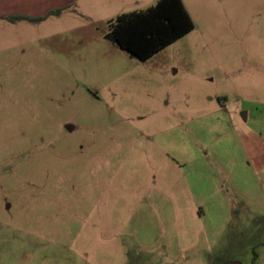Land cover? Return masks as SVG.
Listing matches in <instances>:
<instances>
[{
    "label": "rangeland",
    "instance_id": "obj_1",
    "mask_svg": "<svg viewBox=\"0 0 264 264\" xmlns=\"http://www.w3.org/2000/svg\"><path fill=\"white\" fill-rule=\"evenodd\" d=\"M184 2L141 60L134 0H0V264H264V0Z\"/></svg>",
    "mask_w": 264,
    "mask_h": 264
},
{
    "label": "trees",
    "instance_id": "obj_2",
    "mask_svg": "<svg viewBox=\"0 0 264 264\" xmlns=\"http://www.w3.org/2000/svg\"><path fill=\"white\" fill-rule=\"evenodd\" d=\"M61 11L62 8L50 10L38 17L25 14L8 17L12 20H43ZM110 26V36L119 47L146 60L192 31L195 23L183 0H158L146 9L118 15L110 21ZM225 264L241 262L228 261Z\"/></svg>",
    "mask_w": 264,
    "mask_h": 264
},
{
    "label": "crops",
    "instance_id": "obj_3",
    "mask_svg": "<svg viewBox=\"0 0 264 264\" xmlns=\"http://www.w3.org/2000/svg\"><path fill=\"white\" fill-rule=\"evenodd\" d=\"M101 1V3L102 4H104V5H106V6H110V5H114V4H116V3H114V1L115 0H100ZM118 1V0H117ZM158 1V0H157ZM156 1V2H157ZM140 2H141V0H134V3H136V10H131V11H125V12H122L121 14H123V13H127V12H132V11H140V10H143V9H146V8H148V7H150V6H152V5H154V4H150V5H148L147 7H145V8H142V9H137V6H139L140 5ZM183 2H184V0H183ZM184 4H185V2H184ZM185 6H186V4H185ZM59 8H63V7H59ZM186 8H187V6H186ZM58 9V8H57ZM52 10H55V9H52ZM50 11V10H49ZM189 11V10H188ZM48 12V11H47ZM46 12V13H47ZM46 13H44V14H46ZM190 13V12H189ZM44 14H42V15H44ZM27 15V14H26ZM42 15H36V16H31V17H38V16H42ZM54 15V14H53ZM120 15V14H119ZM191 15V14H190ZM30 16V15H29ZM51 16V15H50ZM49 17V16H48ZM44 20V19H43ZM30 21H34V20H30Z\"/></svg>",
    "mask_w": 264,
    "mask_h": 264
},
{
    "label": "water",
    "instance_id": "obj_4",
    "mask_svg": "<svg viewBox=\"0 0 264 264\" xmlns=\"http://www.w3.org/2000/svg\"><path fill=\"white\" fill-rule=\"evenodd\" d=\"M67 129H69V130H71L72 129V126L71 125H69V124H67Z\"/></svg>",
    "mask_w": 264,
    "mask_h": 264
}]
</instances>
